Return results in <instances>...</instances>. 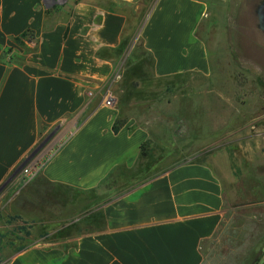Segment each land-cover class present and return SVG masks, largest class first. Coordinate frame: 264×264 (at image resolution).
Instances as JSON below:
<instances>
[{
  "label": "crops",
  "instance_id": "1",
  "mask_svg": "<svg viewBox=\"0 0 264 264\" xmlns=\"http://www.w3.org/2000/svg\"><path fill=\"white\" fill-rule=\"evenodd\" d=\"M261 1L155 0L138 29L120 0H76L68 14L48 12L45 0H0V187L43 135H59L55 151L26 182L41 190L17 191L11 212L36 218V195L64 206L68 199L70 206L74 199L90 203L74 221L64 219L67 209L50 207L37 217L43 232L57 228L55 222L59 230L74 223L85 232L63 241H73V249L25 247L6 264L204 263L227 223L219 175L202 163L157 169L140 155L150 130L128 118L114 131L120 110L104 105L102 88L115 50L134 37L152 57L155 77H208L211 60L199 33L208 31L211 12L246 6V18L238 15L249 26L251 8ZM40 240L50 241L47 234Z\"/></svg>",
  "mask_w": 264,
  "mask_h": 264
},
{
  "label": "rangeland",
  "instance_id": "2",
  "mask_svg": "<svg viewBox=\"0 0 264 264\" xmlns=\"http://www.w3.org/2000/svg\"><path fill=\"white\" fill-rule=\"evenodd\" d=\"M75 1L45 3L48 12L58 14L61 10L65 14L63 10L68 14ZM120 1L129 4L125 10L138 29L155 2ZM246 8L225 4L211 12L203 26L208 31H200L211 60L208 77L196 72L155 77L152 57L134 37L121 56H116L113 72L102 88L103 99L108 95L115 98L121 120L132 118L136 125L150 130L147 158L157 162V169L202 163L219 175L227 197V223L203 264H264V42L253 38L256 31L248 22L240 21L247 15ZM240 12L244 17H239ZM113 85L117 86L115 90ZM57 137L58 132L43 135L17 172L0 187V264H6L25 247L67 252L74 242L63 241L85 233L76 232L74 223L59 230L61 226L55 222L51 226L56 224L57 230H49L46 234L50 241L44 242L37 219L50 207L55 211L67 209L69 214L64 219L74 221L81 210L90 207L85 198L77 205L74 199L71 206L68 199L64 206L36 195L33 209L38 216L30 221L11 212L16 192L33 190L35 184L33 180L26 185L23 170H39L57 148ZM37 185L35 192L41 190Z\"/></svg>",
  "mask_w": 264,
  "mask_h": 264
},
{
  "label": "flooded vegetation",
  "instance_id": "3",
  "mask_svg": "<svg viewBox=\"0 0 264 264\" xmlns=\"http://www.w3.org/2000/svg\"><path fill=\"white\" fill-rule=\"evenodd\" d=\"M264 6V0H262L259 4H255L253 8H251L250 18V27L252 30H255V35L253 38L257 40H261L264 42V22H262V17L260 15L261 8Z\"/></svg>",
  "mask_w": 264,
  "mask_h": 264
},
{
  "label": "trees",
  "instance_id": "4",
  "mask_svg": "<svg viewBox=\"0 0 264 264\" xmlns=\"http://www.w3.org/2000/svg\"><path fill=\"white\" fill-rule=\"evenodd\" d=\"M126 45L127 43H122L118 49L115 50V54L117 57L121 56V54L125 51L126 49ZM124 120H121V118L118 117V119L114 122V125H113V129L114 131H117L119 128H121L123 125H124ZM147 147H148V143H144L142 146H141V152H140V155L145 158L147 157ZM21 229H24V228H21ZM48 231L44 232V234H46ZM26 235L29 236L30 233L29 232H26ZM23 248H20L18 251L22 250Z\"/></svg>",
  "mask_w": 264,
  "mask_h": 264
},
{
  "label": "built area",
  "instance_id": "5",
  "mask_svg": "<svg viewBox=\"0 0 264 264\" xmlns=\"http://www.w3.org/2000/svg\"><path fill=\"white\" fill-rule=\"evenodd\" d=\"M114 101L115 98L112 95H108L106 98L103 99L104 105L105 106H114ZM38 169H34V170H23V173L25 174V177H27V181L33 177L36 176V174L38 173Z\"/></svg>",
  "mask_w": 264,
  "mask_h": 264
},
{
  "label": "water",
  "instance_id": "6",
  "mask_svg": "<svg viewBox=\"0 0 264 264\" xmlns=\"http://www.w3.org/2000/svg\"><path fill=\"white\" fill-rule=\"evenodd\" d=\"M260 15L262 17V22H264V6L261 8Z\"/></svg>",
  "mask_w": 264,
  "mask_h": 264
}]
</instances>
